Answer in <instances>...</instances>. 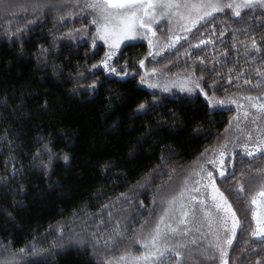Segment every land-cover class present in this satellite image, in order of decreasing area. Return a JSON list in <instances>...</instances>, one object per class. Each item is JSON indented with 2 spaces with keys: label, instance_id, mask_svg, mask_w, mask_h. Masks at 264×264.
<instances>
[{
  "label": "trees",
  "instance_id": "trees-1",
  "mask_svg": "<svg viewBox=\"0 0 264 264\" xmlns=\"http://www.w3.org/2000/svg\"><path fill=\"white\" fill-rule=\"evenodd\" d=\"M41 2L54 7L0 0V258L118 264L126 251L139 255L136 240L154 226L160 197L179 191L193 163L227 137L235 116L211 110L200 94L139 87V60L167 76L195 73L217 100L251 96L262 103L264 8L243 9L239 17L217 13L156 61L145 60V44H128L111 61L117 75L99 63L106 50L93 43L91 19L76 0ZM235 153L226 159L235 161L226 168L235 178L216 176L240 222L225 264H264V240L251 234L258 184L249 183L259 175L253 168L264 169V156ZM177 239L168 243L182 245L187 264H221L206 243ZM165 264H176L175 256Z\"/></svg>",
  "mask_w": 264,
  "mask_h": 264
},
{
  "label": "snow or ice",
  "instance_id": "snow-or-ice-1",
  "mask_svg": "<svg viewBox=\"0 0 264 264\" xmlns=\"http://www.w3.org/2000/svg\"><path fill=\"white\" fill-rule=\"evenodd\" d=\"M257 4L264 8V0H243V3H235L233 0H83L82 6L77 0L75 7L81 8V10H91L89 13L92 17L91 23L95 26L93 43L95 44V38H99L107 46V51L99 63L103 64L106 72L120 75L121 71L111 66L112 57L116 56V50L120 48L123 41L135 39L139 36L147 39L151 50L154 47L152 37L155 36L152 26L161 16L167 15L170 20L178 18L180 31L187 34L200 21L211 17L213 13L231 9L233 14L239 17L242 15L241 8H250L257 6ZM72 6V4H62L58 7L62 10ZM34 7L37 9L52 8L54 5L37 0ZM221 35H223V32H221ZM180 39L179 35L170 36L171 44L166 42L165 46L174 45ZM203 43L204 40L201 39L199 44ZM251 43L253 48L259 50L255 40H252ZM151 54L150 51L149 55ZM200 63L204 64L205 61L201 60ZM139 64L141 68H144L145 61L140 59ZM93 67H96V65H93ZM149 72L152 76H155L156 69L146 70L141 76L140 83L147 84L150 88L162 87V90L167 92L169 86L174 85L178 86L181 92L186 91L188 93H193L196 89H199L200 95L204 96L210 107L217 103L224 104L226 102L236 103L238 108L242 107L234 99L229 101L217 100L215 95H209L201 85L200 80L194 78L195 73L193 72L178 77V82L171 81L163 85L157 84L149 76ZM247 99L251 103V107L264 110V103L252 102L254 98L251 96ZM144 108L143 103L138 105V109L143 110ZM244 115L247 116L248 113L245 112ZM231 142L241 150L239 155L242 157L246 155L255 159L254 153L264 156V137L260 138L258 144H250L247 139L241 143L235 137ZM227 143V137H225L218 148H212L210 158L203 162H200L199 159L194 162L189 174L183 178L179 191L160 197L159 207L161 210L154 226L150 227L147 233L136 240V243L142 249L139 255H132L131 251H126L119 257V262H123V264H165V258L167 257L171 261V256L174 255L176 264H187L182 259L180 251L182 245L177 243L173 247L168 241L172 239V234H178L181 231L187 234V227L181 229L180 226L189 223L196 224L199 227L203 221H206L208 231L216 234L218 240L222 241L223 244L232 243L240 222L225 193L217 186L218 181L216 179L217 174L225 180L228 175L234 178L236 176L235 170L226 174V168L229 164L233 166V169L235 168L234 160L224 159L229 153ZM205 155H208L207 150L201 153V156ZM232 155L235 156L237 153L233 152ZM63 158L66 161L68 160L67 155ZM241 163H243V160H241ZM206 165H212V168L209 169ZM44 166L45 168L48 167L47 164ZM253 172L259 175L249 177V183L258 184V190L251 194L250 199L252 205L251 216L254 223L251 234L253 237H260L264 240V169L253 168ZM236 183L240 186V191H243L242 182L237 180ZM125 198L127 199V197ZM104 207H107V205ZM141 207H143V203H141ZM213 208L215 212L212 211ZM115 233L117 236L121 235L118 225ZM109 239L112 238L109 237ZM213 247L219 249L221 264H225L226 248L220 243L214 244ZM17 251L24 253L25 250L18 249ZM33 251L35 252V249ZM5 252L7 253V249H5ZM16 260V253L6 254L3 258H0V264H16ZM105 264H108V262L106 261Z\"/></svg>",
  "mask_w": 264,
  "mask_h": 264
},
{
  "label": "rangeland",
  "instance_id": "rangeland-1",
  "mask_svg": "<svg viewBox=\"0 0 264 264\" xmlns=\"http://www.w3.org/2000/svg\"><path fill=\"white\" fill-rule=\"evenodd\" d=\"M79 2L82 6L83 0H79ZM233 2L243 3V0H233ZM76 3H77V0H76ZM257 6H259V5L257 4ZM243 9H246V8H241L240 11ZM225 10H229L230 12H232L231 9H225ZM84 11L86 12V15H88L89 18L92 19L91 15L89 14L91 10L84 9ZM215 14H217V13H213L212 16ZM208 18H206V19H208ZM205 20H203V21H205ZM203 21H200L194 28H192L187 34H185L184 32L180 31V21L178 20V18H173L170 20L167 15H163L160 17V19L156 20L153 23L152 27H153V31L155 33V36L152 37L154 47L151 50L149 48L147 39H145L143 36H139V37H136L135 39L123 41L121 43L120 48L116 50V54L124 46H126L128 44L143 43V44H145V46L147 48V54H146L145 60L156 61L159 58H161L162 56H164V55L168 54L169 52H171L172 50H174L177 47V45L184 38H186L187 35L190 32H192ZM93 27H94V33H95V26L93 25ZM94 33H93V40H94ZM175 35H179L181 37V39L176 41L174 45L165 46L166 42L168 44H171L169 37L175 36ZM95 45H101L107 51V46L99 38H95ZM150 51L152 52L151 55H149ZM114 58H115V56L112 57V60ZM140 68H141V66H140ZM141 70H142V75H143L146 70L144 68H141ZM185 75H187V74H180L177 76H167V74L165 72H156L155 76H152V74L149 72V76L159 85H163V84L169 83L171 81H177L178 77H183ZM140 79H141V77H140ZM200 83H201V81H200ZM138 85H139V87H141V88H143V89H145L151 93H161V94L179 93V94L184 95V96H194L196 94H200L199 89H196L193 93H188L186 91L181 92L180 88L178 86H174V85H170L169 90L167 92H165L162 90V87L150 88L147 84L140 83V80H139ZM230 99H234V100L238 101V103L240 105H242V107L238 108L236 103H229V102H226L224 104L217 103L211 107L209 106L211 110H219V111L234 110L235 111V116L230 121L229 129H228L227 148L229 149V153L224 157L225 160L227 158H229L230 156H232L233 152L234 153L238 152V151L241 152V150L239 148L235 147V145L231 142L234 137L236 138V140H238L241 143L244 142L245 139H247L250 144H258L260 141V138L264 137V110H260L259 108L251 107V103L246 98L237 97V98H230ZM230 99H223V100L229 101ZM262 103H264V102H262ZM245 112L248 113L247 116L244 115ZM237 125H239V126L237 127ZM254 154H256V153H254ZM210 156L208 158H210ZM218 163H219V161H218ZM206 167L211 169L212 165H206ZM216 176L218 178H221L218 174ZM197 208H198V205H197ZM212 211L215 212V209L213 208ZM180 227H181V229H183L184 227H187V229H188L187 234H185L183 231H181L178 234H172L171 240H175L177 238H183V236H184V238L186 237V239H187V243L191 244V243H194L196 239H198L199 241H201V243H203V244L206 243L208 247H210L215 253H218L219 255H220L219 249L214 248L213 245L220 243V244H222L223 247L226 248V254L224 257V260L226 263L227 253H228V250H229L232 243L231 244H223L222 241L218 240L216 234L208 231V225H207L206 221H203L199 225V227L193 223H189L188 225H182ZM237 229H238V226H237ZM237 229H236V232H237ZM235 235H236V233H235ZM235 235L233 236L232 242L235 238ZM254 238L255 239H261L260 237H254Z\"/></svg>",
  "mask_w": 264,
  "mask_h": 264
}]
</instances>
